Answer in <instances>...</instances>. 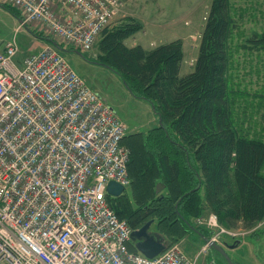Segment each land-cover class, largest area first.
<instances>
[{"label":"built area","instance_id":"obj_1","mask_svg":"<svg viewBox=\"0 0 264 264\" xmlns=\"http://www.w3.org/2000/svg\"><path fill=\"white\" fill-rule=\"evenodd\" d=\"M1 1L20 23L0 50V264H196L174 244L152 258L130 248L107 194L129 184L124 121L51 43L17 59L16 32L32 24L89 50L121 1Z\"/></svg>","mask_w":264,"mask_h":264},{"label":"trees","instance_id":"obj_2","mask_svg":"<svg viewBox=\"0 0 264 264\" xmlns=\"http://www.w3.org/2000/svg\"><path fill=\"white\" fill-rule=\"evenodd\" d=\"M0 4L20 19L14 7ZM235 15L233 0L211 1L192 69L182 75L180 39L149 49L124 43L141 29L133 18L104 28L96 41L98 52L90 58L108 65L161 118L150 130L129 131L122 139L129 149L132 197L108 196V201L132 228L155 218L158 224L175 225V231L181 227L198 233L204 229L193 220L207 210L227 228L264 218V137L245 126L252 108L264 109V96L259 99L239 85L234 64L239 49L264 50V33L247 35L234 50L241 33ZM30 31L46 43L52 39L66 46L41 30ZM157 183L164 185L160 193ZM130 248L135 250L132 244Z\"/></svg>","mask_w":264,"mask_h":264},{"label":"rangeland","instance_id":"obj_3","mask_svg":"<svg viewBox=\"0 0 264 264\" xmlns=\"http://www.w3.org/2000/svg\"><path fill=\"white\" fill-rule=\"evenodd\" d=\"M120 1L121 5L117 14L106 28L110 29L115 25L125 22L128 18H133L139 22L141 29L127 37L124 43L127 46L141 44L146 49L173 39H180L179 37H181L184 43L188 44L185 47L181 61L182 73L185 74L192 69L195 61L192 58L197 55L200 35L208 13L205 12V7L191 9L192 12L187 13H175L174 11L176 10L170 8V14L160 16L143 14L142 9L140 10V8L136 7V0ZM233 5L235 17L241 31L238 37L234 39V46L241 44L243 38L253 32L258 34L264 33V0H233ZM159 19H162V21H159L162 23H156ZM173 21L175 22V27L174 29H169V23ZM19 23L18 18L0 6V50L4 41L12 39L15 27ZM30 29V26H26L16 32V41L20 51L17 57L36 52L35 49L29 48V41L31 39ZM38 30H40L39 27ZM64 48L69 49L66 46ZM238 49L239 47L235 46L234 50ZM97 52L98 49L95 42L89 50L81 51L85 57L87 56V59L72 51L62 52V54L70 66L93 90L98 92L124 121L126 133L129 131H148L157 126L159 119L155 115L151 104L143 98L132 95L121 77L111 68L93 62L94 59L90 57H94ZM234 59L236 81L240 83L239 85L241 87L246 86L251 94L256 93L257 98L260 95L264 96V50L245 51L239 49L238 53H235ZM257 98L256 104L259 102ZM249 101L252 102V96H250ZM250 109L249 106L246 111L249 112ZM263 110V108H252V119H248L245 122V126L252 127L251 131L258 132V134L264 137ZM129 184L123 195H128L131 198ZM131 203L133 206L135 205V201L132 199ZM214 216L216 218L215 224H213L212 220ZM193 221L198 228L201 226L207 234L209 233L207 238L218 234L219 240L216 242L217 244L224 245V242L233 243L236 239L241 240V243L234 248L225 249L226 254L234 264H264V218L251 226H244L239 221L237 225L227 228L219 222L214 212L207 210L194 218ZM174 226H170L165 222L158 224L155 219V223L150 226V229L160 233L166 245L171 240L173 242L171 245H177L187 256L191 258L196 257V264H230L221 253L213 247L206 246L205 240L197 232L183 231L181 227H177L178 231H175L173 229ZM231 231L239 232L240 235L233 237L229 233Z\"/></svg>","mask_w":264,"mask_h":264},{"label":"water","instance_id":"obj_4","mask_svg":"<svg viewBox=\"0 0 264 264\" xmlns=\"http://www.w3.org/2000/svg\"><path fill=\"white\" fill-rule=\"evenodd\" d=\"M3 7V5H1ZM49 42L56 47L59 51L62 52H69L72 51L78 55H80L81 57L87 59L80 50L78 49H66L63 46H61L60 44H58L55 40L49 39ZM93 62H97L100 64L105 65L104 63L98 61V60H94ZM107 67H109L108 65H105ZM126 88H128V86L126 85V83H124ZM153 110H154V106L151 104ZM159 123L161 124V118L159 117ZM164 188V185L161 183H157L156 184V192L160 193L161 189ZM124 189L125 187L113 180L109 181L108 185H107V194L110 195L111 197H119L121 195L124 194ZM177 207V204L175 205ZM155 221L154 218H151L149 220H147L146 222H144L141 226L134 228L131 232V241L133 242V245L135 247L136 250H138L139 252H141L142 254H144L145 256L152 258L156 255H158L159 253H161L165 248H166V243L164 242V238L163 236L155 231L150 230V226L152 225V223ZM191 228L195 229L193 226H191ZM205 242L208 241V238H204ZM239 243H241V240L236 239L232 244L231 247H234L236 245H238ZM227 243H225L224 245H226ZM224 245H220L217 244L216 242H211L209 244L210 247H213L215 250H217L219 253H221L230 264H234L230 258L228 257V255L226 254Z\"/></svg>","mask_w":264,"mask_h":264},{"label":"crops","instance_id":"obj_5","mask_svg":"<svg viewBox=\"0 0 264 264\" xmlns=\"http://www.w3.org/2000/svg\"><path fill=\"white\" fill-rule=\"evenodd\" d=\"M212 0H136V7L140 8V10L142 9V13L144 14H155V15H166V14H170L169 10L170 8L175 9L176 11H174L175 13H187V12H192L191 9H197L200 7H205L206 11L208 12L209 8H210V4H211ZM210 2V3H209ZM1 6V4H0ZM173 12V13H174ZM20 21V19H18ZM162 21V19L158 20V22L156 23H162L159 22ZM155 22V21H154ZM174 24L175 22H170L168 28L169 29H174ZM18 26V24H17ZM17 26L15 27V30L17 28ZM32 29H38V25H29ZM15 34V32H14ZM180 40L182 41V47H183V53L185 50V47L188 46V44L184 43V41L182 40L181 37H179ZM29 48H33L36 51L39 50L42 45L45 43L44 40L35 37L32 33H31V39L29 41ZM29 54V53H28ZM26 54V55H28ZM26 55H22V57H20L21 55H19V57H17L18 60H21L23 57H25ZM197 56V55H196ZM196 56H194L192 58V60H194L196 58ZM191 65V64H190ZM193 66V65H192ZM180 75L184 74L182 73V64L180 65V70H179ZM127 188V187H126Z\"/></svg>","mask_w":264,"mask_h":264},{"label":"flooded vegetation","instance_id":"obj_6","mask_svg":"<svg viewBox=\"0 0 264 264\" xmlns=\"http://www.w3.org/2000/svg\"><path fill=\"white\" fill-rule=\"evenodd\" d=\"M149 219H151V218H149ZM149 219H147V220H149ZM147 220H145V222L147 221ZM155 223V221L152 223V224H154ZM151 230V229H150ZM200 235H201V237H202V239L204 240V238H206V237H208L207 235V233L204 231V230H200V232H198ZM231 244L232 243H227L226 245H224V248L225 249H231V248H234V247H231Z\"/></svg>","mask_w":264,"mask_h":264},{"label":"bare ground","instance_id":"obj_7","mask_svg":"<svg viewBox=\"0 0 264 264\" xmlns=\"http://www.w3.org/2000/svg\"><path fill=\"white\" fill-rule=\"evenodd\" d=\"M126 189V188H125ZM125 189H124V191H125Z\"/></svg>","mask_w":264,"mask_h":264}]
</instances>
